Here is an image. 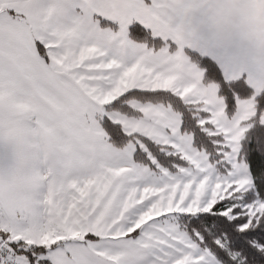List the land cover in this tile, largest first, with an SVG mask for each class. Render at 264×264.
Instances as JSON below:
<instances>
[{
	"label": "snow or ice",
	"instance_id": "snow-or-ice-1",
	"mask_svg": "<svg viewBox=\"0 0 264 264\" xmlns=\"http://www.w3.org/2000/svg\"><path fill=\"white\" fill-rule=\"evenodd\" d=\"M0 264H264V0H0Z\"/></svg>",
	"mask_w": 264,
	"mask_h": 264
}]
</instances>
